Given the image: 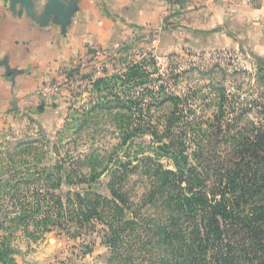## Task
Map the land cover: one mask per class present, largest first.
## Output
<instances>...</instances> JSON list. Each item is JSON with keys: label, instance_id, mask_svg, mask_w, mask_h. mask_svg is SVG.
<instances>
[{"label": "rangeland", "instance_id": "rangeland-1", "mask_svg": "<svg viewBox=\"0 0 264 264\" xmlns=\"http://www.w3.org/2000/svg\"><path fill=\"white\" fill-rule=\"evenodd\" d=\"M169 1L173 8L162 21L135 28L111 50L90 53L48 99L3 103L0 264H158V255L126 250V236L116 252L103 231L108 227L95 218L83 227L70 216L58 219L46 203L49 195L66 201L69 192L95 190L110 197V173L88 180L90 164L111 171L119 160L137 165V152L172 168L159 142L149 132L137 133L170 115L175 102L169 96L183 99L179 125L190 134L213 122L217 89L225 93L219 116L224 135L250 120L264 121V72L255 62L257 56L264 61V0ZM102 78L108 84L95 88ZM125 130L136 133L123 143ZM92 152L98 158L86 159ZM141 172L126 183L132 203L126 216H159L147 196L150 178Z\"/></svg>", "mask_w": 264, "mask_h": 264}, {"label": "trees", "instance_id": "trees-1", "mask_svg": "<svg viewBox=\"0 0 264 264\" xmlns=\"http://www.w3.org/2000/svg\"><path fill=\"white\" fill-rule=\"evenodd\" d=\"M255 59L264 72L263 58ZM133 72L126 77L137 74ZM108 82L99 79L95 88ZM217 91L218 112L206 128L198 125L190 134L179 125L184 115L177 109L183 99L169 96L175 102L170 115L152 129L137 132H149L159 142L172 168L138 152L137 165L119 160L113 171L91 163L88 180L110 173V197L89 190L69 192L66 201L54 193L44 200L53 204L58 219L70 216L80 227L94 218L105 224L107 242L116 252L126 236L129 240L123 245L131 244L126 250H141L149 259L158 255V264H264V121L250 120L233 135H224L219 116L224 113L225 93ZM134 133L123 131V143ZM225 136L229 143L221 149ZM97 158L96 152L86 155ZM137 171L150 178L147 196L159 216H126L132 205L126 183ZM61 183L62 179L57 185Z\"/></svg>", "mask_w": 264, "mask_h": 264}, {"label": "crops", "instance_id": "crops-1", "mask_svg": "<svg viewBox=\"0 0 264 264\" xmlns=\"http://www.w3.org/2000/svg\"><path fill=\"white\" fill-rule=\"evenodd\" d=\"M170 8L169 0H0V109L43 97L46 83L162 21Z\"/></svg>", "mask_w": 264, "mask_h": 264}, {"label": "built area", "instance_id": "built-area-1", "mask_svg": "<svg viewBox=\"0 0 264 264\" xmlns=\"http://www.w3.org/2000/svg\"><path fill=\"white\" fill-rule=\"evenodd\" d=\"M58 86H59V83L57 82H48L45 84V86L39 88L38 92L43 97H49L50 94L53 95L55 91L57 92Z\"/></svg>", "mask_w": 264, "mask_h": 264}, {"label": "water", "instance_id": "water-1", "mask_svg": "<svg viewBox=\"0 0 264 264\" xmlns=\"http://www.w3.org/2000/svg\"><path fill=\"white\" fill-rule=\"evenodd\" d=\"M10 1H16V0H10Z\"/></svg>", "mask_w": 264, "mask_h": 264}]
</instances>
